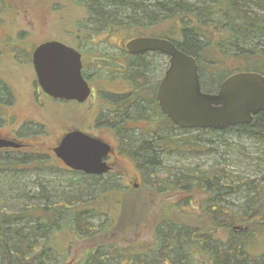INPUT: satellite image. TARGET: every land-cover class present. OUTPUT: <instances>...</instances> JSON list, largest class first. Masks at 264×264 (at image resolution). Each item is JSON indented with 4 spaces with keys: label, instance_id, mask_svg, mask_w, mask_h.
I'll return each mask as SVG.
<instances>
[{
    "label": "trees",
    "instance_id": "obj_1",
    "mask_svg": "<svg viewBox=\"0 0 264 264\" xmlns=\"http://www.w3.org/2000/svg\"><path fill=\"white\" fill-rule=\"evenodd\" d=\"M79 1L86 5L88 21L97 31L128 26L118 19L121 15L133 24L167 21L169 26L162 38L171 40L196 60L199 78L206 73L218 84L226 76L241 71L264 77V0ZM143 58L132 57L128 73L133 71L134 80L146 81L153 73L151 64ZM2 88L0 85V95L4 96ZM214 90L202 89L208 93ZM133 113L142 115L143 111L139 108ZM258 118L250 133L234 132L257 136L264 143L261 136L264 113ZM160 121L153 130L145 129L139 134L133 132L135 128L116 129L126 153L142 171L143 197L142 189L122 196L121 187L110 183L104 175L80 173L83 182L68 190L50 191L39 182L36 197L31 198L37 202L31 200L17 212L6 213L0 208V264H62L64 254L73 240L78 239L88 240V245L71 264H264V254L255 257L248 254V245L257 235L258 229L254 228L264 221L263 191H257L254 181L247 180L243 201L233 209L227 198L241 189L224 168L200 173L197 185L194 175H158L162 153L172 151L179 142L173 138V131L181 130L165 115ZM256 130L258 135L252 134ZM195 138L184 140L183 144L198 147ZM222 143L227 145L225 141ZM7 150L12 149L0 152ZM19 162L22 166L34 164L29 160ZM12 179L0 184L3 197L16 190L17 180ZM198 185L201 195L195 196ZM95 192L91 201L83 199ZM108 203L117 206L106 207ZM141 203L144 207L138 211ZM155 209L157 212L151 215ZM190 209L196 212L191 213ZM134 211L135 230L147 227L152 239L144 242L131 238L121 244L124 230L121 225ZM90 212L105 214V221L93 225L88 218ZM238 224L246 227L233 229Z\"/></svg>",
    "mask_w": 264,
    "mask_h": 264
},
{
    "label": "rangeland",
    "instance_id": "obj_2",
    "mask_svg": "<svg viewBox=\"0 0 264 264\" xmlns=\"http://www.w3.org/2000/svg\"><path fill=\"white\" fill-rule=\"evenodd\" d=\"M118 19L128 23V26L123 25L109 32L97 31L96 26L88 21L86 5L79 0H3V3H0V85L4 94L0 95V137L15 138L16 141L26 144L24 148L21 146V149L0 152V184L13 180L12 178L18 183L15 191H10V194H5L4 197V192L0 194L2 211L17 212L23 205L32 203L31 200L37 202V199L31 198L36 197L39 182L46 185L50 191H53V188L68 190L71 186L83 182L84 176L69 170L52 151L61 137L73 129L88 132L111 144L116 151V159H113L112 172L103 177L121 187L122 196L127 192L131 195V192L142 189L140 194L143 197L145 189L140 186L142 171L136 167L133 158L126 153L118 138L116 125H113L116 121L114 114L107 110L106 103H99L98 97L101 100L103 97H89L83 103L52 99L44 94L37 84L31 63V54L40 43L60 41L76 48L85 63L91 62L87 63L85 68L95 95L104 89L115 92L126 90L127 87L121 83L118 71L125 63L126 42L139 36L162 37L167 32L169 23L162 20L154 23L137 21L133 24L125 15ZM143 59L151 64L153 73L146 81L135 80V88L140 90L146 83H156L168 66V59L164 56L147 54ZM99 66L101 68L97 70ZM200 82L204 90L216 89L217 84L209 74L202 73ZM131 128H135L133 132L139 134L140 131L147 130L148 125L135 123ZM172 134L179 142L172 151L162 153L158 175L175 177L178 174L195 177L197 173L200 176V173L210 169L224 168L241 189L239 193L227 198L229 206L233 209H237L243 201L246 188L244 183L247 180L254 181L257 191L264 193V143L261 144L257 136L234 131L196 136L176 130ZM192 137L198 140V147L183 144L184 140H192ZM54 158L57 160L54 161ZM20 160H29L34 164L22 166ZM194 182L197 185V182ZM195 192V196L201 195L199 185ZM96 193L83 199L91 201ZM147 195L148 193L145 197ZM113 199L112 201L116 200ZM168 199L174 200L169 197ZM107 206L113 209L117 205L108 203ZM141 207H144V204L142 206L141 203L137 210L140 211ZM193 207L195 208V205ZM154 212L156 213L157 209L151 210V215H155ZM134 215L135 211L132 215L128 214L127 222L121 225L124 229L123 236L120 235L121 244L127 243L131 238L144 242L152 239L147 227L135 230ZM88 218L93 225H98L105 221L106 216L90 212ZM238 227L242 230L246 225L238 224L233 229ZM254 229H258L256 238L248 245V254L253 257L264 254V221L262 226ZM87 245L86 239L73 240L64 254L62 264L75 261Z\"/></svg>",
    "mask_w": 264,
    "mask_h": 264
},
{
    "label": "water",
    "instance_id": "obj_3",
    "mask_svg": "<svg viewBox=\"0 0 264 264\" xmlns=\"http://www.w3.org/2000/svg\"><path fill=\"white\" fill-rule=\"evenodd\" d=\"M125 50L131 55L158 52L168 59L157 100L161 112L182 129L225 130L249 123L264 111V78L254 72H240L224 80L216 93L202 91L196 60L169 39L135 37ZM32 65L42 92L56 100L83 103L90 95L82 76L80 53L60 41L39 44L32 52ZM23 144L0 137V149H18ZM69 170L99 176L111 171L106 158L113 153L110 144L80 130L64 134L52 149Z\"/></svg>",
    "mask_w": 264,
    "mask_h": 264
},
{
    "label": "flooded vegetation",
    "instance_id": "obj_4",
    "mask_svg": "<svg viewBox=\"0 0 264 264\" xmlns=\"http://www.w3.org/2000/svg\"><path fill=\"white\" fill-rule=\"evenodd\" d=\"M148 37H152V36H148ZM156 38H162V37H156ZM44 42H46V41H44ZM74 49H76V48H74ZM124 52L126 55L125 63L122 65V69H120L118 71L120 74L119 78L121 79V83H124L126 85L127 89L124 91H118V92L104 89V90H99L96 95H95L94 88L92 87L91 83L88 81L89 75L87 74V70L85 68L86 64L91 63V62L85 63L82 59V54L80 53L81 63H82L81 72H82L83 78L86 80V82L88 83V86L90 88L89 97H93V99H94V96L96 97V96L101 95L103 97L102 100L98 97V100H100L99 103H101V104L106 103V105H108L107 110L111 111L114 114L113 116L115 117V119L118 120V121H116L117 123L115 124L116 129L121 127V126H122V128L127 129V128H131L132 124L144 123V124L148 125V130H151V129L153 130L157 126V124L160 125V122H161L160 120L162 119V117L164 115L160 110L156 95H157L159 83H160L162 77L164 76L166 70L164 71L163 76L161 78L159 77V79L156 83H154L153 85H152V83H146V86L143 87V85H142V87H141L142 90H140V89L135 88L136 84H135V80L133 77V71L128 73V69L130 70L129 65L133 64L132 57H137V56L142 57V56H145L147 54L160 55V56H164V57H166V56L163 54H160L158 52H145L143 54H138V55H131L126 50ZM31 63H32V54H31ZM100 68H101V66L97 67L96 69L98 70ZM241 72H247V71H241ZM237 73H240V72H236V73H233V74L226 76V78H224L221 82H219L217 84L216 89L214 91H212L211 93H216L219 89L220 84L224 80H226L230 76L237 74ZM62 101H65V100H62ZM73 102H76V101H73ZM148 102L150 105H148ZM136 105L138 107H136ZM139 108L143 111L142 115H139V114L136 115L135 113H133V111L135 109H139ZM144 112H145V114H144ZM260 113H264V111H260L256 115H253L252 119L250 120L249 123H243V124L230 126V127L226 128L225 130H212V129L189 130V129H182L180 127L179 128L182 131H186V132L191 131V132L196 133V134H198V133H202V134L203 133H219V132L226 133L227 131L239 132L241 130L245 131L246 133H250L249 131H251L252 124L257 120ZM119 122H120V124H119ZM111 127L114 128L113 125ZM73 130H79V129H73ZM82 132H84V131H82ZM140 132H142V131H140ZM84 133L89 134L88 132H84ZM252 134L258 135L257 130ZM261 136H264V132L262 133ZM10 140H16V139L14 138V139H10ZM22 144H23V146L21 148H24V146L26 144L25 143H22ZM110 146H111V144H110ZM21 148H18V149H21ZM6 149H11V148H6ZM0 150H4V149H0ZM114 156H116L115 149H113V153L112 154L110 153L106 158L107 164L112 168L109 173H111L113 170V164H114L113 159H116ZM110 158L112 159L111 161L109 160ZM197 179L199 180V174L198 173L195 175L196 182H198Z\"/></svg>",
    "mask_w": 264,
    "mask_h": 264
},
{
    "label": "bare ground",
    "instance_id": "obj_5",
    "mask_svg": "<svg viewBox=\"0 0 264 264\" xmlns=\"http://www.w3.org/2000/svg\"><path fill=\"white\" fill-rule=\"evenodd\" d=\"M261 131V130H260ZM258 133V132H257ZM135 135V134H134ZM247 184V183H246Z\"/></svg>",
    "mask_w": 264,
    "mask_h": 264
}]
</instances>
